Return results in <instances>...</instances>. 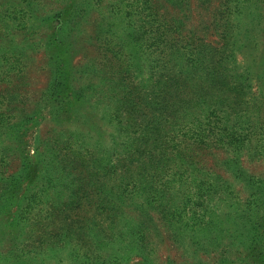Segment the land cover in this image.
I'll use <instances>...</instances> for the list:
<instances>
[{
  "label": "rangeland",
  "instance_id": "374dc122",
  "mask_svg": "<svg viewBox=\"0 0 264 264\" xmlns=\"http://www.w3.org/2000/svg\"><path fill=\"white\" fill-rule=\"evenodd\" d=\"M0 264H264V0H0Z\"/></svg>",
  "mask_w": 264,
  "mask_h": 264
},
{
  "label": "trees",
  "instance_id": "16d2710c",
  "mask_svg": "<svg viewBox=\"0 0 264 264\" xmlns=\"http://www.w3.org/2000/svg\"><path fill=\"white\" fill-rule=\"evenodd\" d=\"M147 3H148V2L145 1L143 4L146 5ZM149 7H150V6H148V7L145 6V7H142V8L140 7V8H139V10H140L139 15H141V14H143V13H146V11L150 9ZM143 16H144V15H142L141 17H143ZM147 25H149L150 28H153L152 23L149 22V24H147ZM152 31H153V30H150V31H149V34H151ZM175 81H176L177 83H179L178 81H180V79L175 80ZM147 132H148V129L146 130V134H147ZM155 147H157V146H155ZM145 149H146V148H145ZM80 174H84V175H86V171L81 169V170L79 171V174H77L76 177H79Z\"/></svg>",
  "mask_w": 264,
  "mask_h": 264
}]
</instances>
